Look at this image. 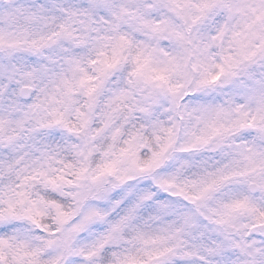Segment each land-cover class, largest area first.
Wrapping results in <instances>:
<instances>
[{
  "label": "snow or ice",
  "instance_id": "snow-or-ice-1",
  "mask_svg": "<svg viewBox=\"0 0 264 264\" xmlns=\"http://www.w3.org/2000/svg\"><path fill=\"white\" fill-rule=\"evenodd\" d=\"M8 5L0 8V149L9 151L0 155V264H264V81L243 103L191 111L192 93L177 82L202 67L210 45L193 26L217 8L242 18L229 42L236 51L214 74L204 68L197 87L264 56V0ZM124 69L104 126L143 113L155 141L146 156L139 131L122 137L115 127L101 149L102 129H89L99 94ZM80 95L84 106L74 107ZM163 99L167 126L153 118ZM185 115L195 124L181 141ZM56 127L80 143L66 152L33 140Z\"/></svg>",
  "mask_w": 264,
  "mask_h": 264
},
{
  "label": "clouds",
  "instance_id": "clouds-1",
  "mask_svg": "<svg viewBox=\"0 0 264 264\" xmlns=\"http://www.w3.org/2000/svg\"><path fill=\"white\" fill-rule=\"evenodd\" d=\"M36 3H47V0H35ZM69 3H79L81 0H67ZM234 3H239L240 0H232ZM8 0H0V8H7ZM242 23V18L239 14H234L231 18L228 17L227 13L222 9H215L209 12L207 16L202 18L193 26V35H199L206 42L209 43L208 49L202 54V67L196 71H193L188 79H179L177 82L183 85V91L191 92L185 100V103L189 105L188 111L196 106L198 103H209L213 105H224L225 107H230L228 104L229 100L234 101V103L244 102V93L249 86H251L256 81H264V56H258L253 61H245L241 64L237 71V75L232 76L230 73L226 72L221 78L215 82L213 85L206 88L197 87L196 81L200 78V72L204 68L211 74L218 71L216 65L224 63V57L231 54H235V46H230L231 33L236 30ZM224 30L221 33V30ZM218 37L217 40L213 41L212 37ZM171 50V48L169 49ZM27 54L19 53V56L24 57ZM36 60H41L42 57H35ZM130 67V66H129ZM127 80V69L118 71L114 73L113 77H110L106 82V85L102 92L99 94L97 103L91 113V121L89 124V129L95 131V129L100 128L102 131L96 135L95 144L101 149L111 142V132L115 127L122 128V137H127L130 133L134 131H139L142 133L147 140L146 147L142 150L143 155H148L151 149L155 146V141L152 135V128L150 126V120L143 113L137 111L133 118L124 123L122 120L117 119L113 121L110 127L104 126V112L106 111L107 105L106 100L110 95L109 89L124 86ZM85 97L80 95L77 97V103L74 107H83L85 102ZM171 104L168 99H163L159 105H156L153 109V118L161 120L165 126L173 123L169 120V116L172 115L167 108H170ZM195 124L194 117L189 118L185 115V119L180 122L179 126V139L183 141L186 138V132L191 129ZM147 125V126H146ZM237 140L245 139L241 135L235 137ZM251 139V137H247ZM33 140L40 144L42 141H47L49 143L59 142L66 146V152L68 146L72 143H80V138L67 133L63 128L56 127L53 129H38L36 133L33 134ZM27 144H31L32 141H22ZM27 151V149H24ZM218 158L216 153H206ZM0 155L5 158L8 157L9 151L0 149ZM179 155V154H177ZM99 157V152L93 158V163Z\"/></svg>",
  "mask_w": 264,
  "mask_h": 264
}]
</instances>
